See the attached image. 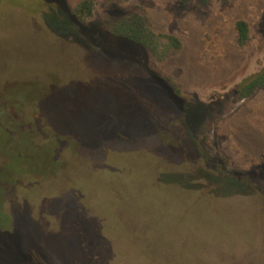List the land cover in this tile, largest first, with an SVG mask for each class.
Instances as JSON below:
<instances>
[{"label":"rangeland","instance_id":"rangeland-1","mask_svg":"<svg viewBox=\"0 0 264 264\" xmlns=\"http://www.w3.org/2000/svg\"><path fill=\"white\" fill-rule=\"evenodd\" d=\"M263 68L264 0H0V264H264Z\"/></svg>","mask_w":264,"mask_h":264},{"label":"trees","instance_id":"trees-1","mask_svg":"<svg viewBox=\"0 0 264 264\" xmlns=\"http://www.w3.org/2000/svg\"><path fill=\"white\" fill-rule=\"evenodd\" d=\"M92 6L89 5L86 1L81 3L72 14H69L74 22L78 24L77 18L81 19L84 17H88L92 14ZM34 10V9H33ZM30 10L29 13L36 12L38 10ZM70 13V12H69ZM45 19L50 24V20L48 16H45ZM53 29V28H52ZM235 30L238 37V42L240 45H246L250 39V27L249 24L245 20H238L235 23ZM107 34L113 35L115 37L117 44H126L128 46H137L142 51V57L139 54H136V57L132 60L136 59H145L147 58L146 52L150 53H160L162 56H166L171 51H178L182 48V42L175 36H164V35H156L151 33L148 29V26L145 23V20L139 16H134L130 19H125L119 24L115 26L113 30L108 29ZM129 60V59H127ZM130 61V60H129ZM148 74L151 76L154 82L159 83L164 90H166L165 84L157 77L155 74L147 70ZM264 88V68L249 77L243 83H241L235 90V94L238 99L242 100L252 96L258 89ZM167 91V90H166ZM174 100L179 104L180 108L184 111L187 125H194V122L190 116V108L197 106L198 108H202L203 110L213 109V105L204 106L202 104H189L186 103L185 100L174 97ZM199 118H197L198 120ZM195 120V119H194ZM196 120V121H197ZM1 133V132H0ZM0 134V139H2Z\"/></svg>","mask_w":264,"mask_h":264}]
</instances>
